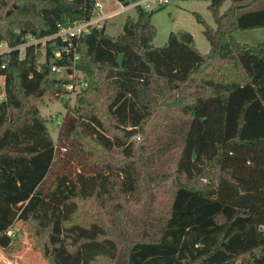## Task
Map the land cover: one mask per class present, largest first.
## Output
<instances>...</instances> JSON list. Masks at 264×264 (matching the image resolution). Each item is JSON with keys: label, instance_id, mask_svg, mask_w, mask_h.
Returning <instances> with one entry per match:
<instances>
[{"label": "trees", "instance_id": "obj_1", "mask_svg": "<svg viewBox=\"0 0 264 264\" xmlns=\"http://www.w3.org/2000/svg\"><path fill=\"white\" fill-rule=\"evenodd\" d=\"M95 1L0 0V44L13 48L0 54L3 252L19 248V221L52 249L49 264H264V42L233 36L264 28V0L223 12L225 0H209L214 27L195 13L206 54L183 33L154 46L153 10L135 8L118 36L92 29L77 41L87 85L71 104L51 72L72 65L54 56L62 43L16 47L89 19ZM47 97L65 108L56 143L39 110ZM68 142L99 170L96 184L58 174L45 191Z\"/></svg>", "mask_w": 264, "mask_h": 264}, {"label": "rangeland", "instance_id": "obj_2", "mask_svg": "<svg viewBox=\"0 0 264 264\" xmlns=\"http://www.w3.org/2000/svg\"><path fill=\"white\" fill-rule=\"evenodd\" d=\"M208 4L209 0H169V3L162 8L152 6L151 23L156 28V35L152 41L153 45L156 47L163 46L170 32L187 33L192 36L194 45L201 54L208 53L210 45L203 34L204 26L195 18V13H197L208 25L215 26L211 12L208 10ZM229 5L230 0H225L220 7V12L225 11ZM127 17L135 19L136 10L130 9L109 18L105 22V33L109 36L120 35ZM233 36L241 44L256 45L264 42V28L237 30L233 33ZM3 84V77H0V86H3ZM39 110L43 116L47 117L48 122L46 125L49 134L56 143L59 132L58 122L65 115L63 104L54 98L47 97L39 104ZM66 145V148H58L57 150L52 169L44 183L45 191L58 174L66 175L73 182H78L84 177L88 178L90 188L96 184V175L99 170L87 163V156L80 153L76 143L68 142ZM3 206L7 211L16 210L14 205L2 204ZM15 228L18 231L16 239L19 248L7 255L0 247V264H49L47 257L52 249L46 246L44 249L36 247L21 222H15ZM12 233L14 232L11 231L10 234L12 235ZM62 238V235H59V239L62 240ZM55 253L57 255L58 251L56 250ZM58 255H60V260L65 259L61 252Z\"/></svg>", "mask_w": 264, "mask_h": 264}, {"label": "built area", "instance_id": "obj_3", "mask_svg": "<svg viewBox=\"0 0 264 264\" xmlns=\"http://www.w3.org/2000/svg\"><path fill=\"white\" fill-rule=\"evenodd\" d=\"M168 3L169 0H128L127 2L119 0H96L94 3L93 15L89 19L75 22L67 27H60L53 34L42 38H34L28 35L26 41L16 48L24 49L26 46L45 44L50 41L61 42V50L56 51L54 56L55 58L66 59L70 61L72 65H54L51 67V72L58 77L68 80L63 98L72 104L77 92L87 85L86 81L82 79L81 75L75 68V63L79 59V55L76 51L78 39L83 34L89 33L92 29H98L105 26V22L115 15L135 8L151 11L154 6L159 7L161 5H167ZM12 49L13 48L8 47L5 43L0 44V54L11 51Z\"/></svg>", "mask_w": 264, "mask_h": 264}, {"label": "water", "instance_id": "obj_4", "mask_svg": "<svg viewBox=\"0 0 264 264\" xmlns=\"http://www.w3.org/2000/svg\"><path fill=\"white\" fill-rule=\"evenodd\" d=\"M13 8L15 9L16 6H13ZM11 13V10H8L6 12V15L10 14ZM181 39L184 40V41H189L190 39H192V36L190 34H187V33H184L182 36H181ZM124 132V135L126 137H131V136H134L138 133V129L137 128H121Z\"/></svg>", "mask_w": 264, "mask_h": 264}]
</instances>
